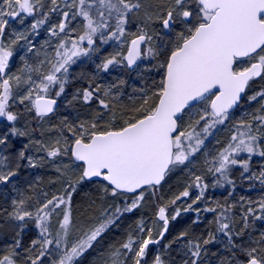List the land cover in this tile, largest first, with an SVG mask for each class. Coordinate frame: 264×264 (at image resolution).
<instances>
[{
  "label": "snow or ice",
  "instance_id": "obj_1",
  "mask_svg": "<svg viewBox=\"0 0 264 264\" xmlns=\"http://www.w3.org/2000/svg\"><path fill=\"white\" fill-rule=\"evenodd\" d=\"M41 32L46 39L38 46ZM112 43L114 50L95 63L93 57ZM14 53H22L18 72L10 70ZM29 53L35 64L26 59ZM85 60L96 74L68 98L70 85L85 79L71 69ZM117 68L142 80L135 99L128 98L130 109L116 107L125 80L98 82L101 73ZM58 101L82 104L89 114L65 116L48 128L55 138L47 141L44 132L34 138L36 129L16 126L22 114L13 110L17 105L44 121ZM245 104L249 109L237 118ZM0 118V191L16 193L10 210L0 208V264H82L123 217L149 197L162 199L159 189L177 169L189 178L184 190L157 204L154 220L141 216L130 226L118 246L105 250L103 264H149L153 247L182 211L197 214L193 224L202 221L201 213L213 214L215 232L190 237L181 231L151 264H170L173 244L179 264H206L208 246L217 243L228 253L219 264H264V231L254 235L256 222L264 224V195L217 200L215 206L205 197L209 188L225 186L232 196L237 180L264 193V0H0ZM225 129L227 142L210 151ZM13 137L29 138L14 154ZM200 157L203 169L196 167ZM45 159L57 173L50 184L60 187L48 191L30 183L29 194L21 192V162L35 169ZM85 182L99 184L102 201L119 203L107 204L95 223L77 229L72 199ZM190 189L198 191L188 202Z\"/></svg>",
  "mask_w": 264,
  "mask_h": 264
},
{
  "label": "rangeland",
  "instance_id": "obj_2",
  "mask_svg": "<svg viewBox=\"0 0 264 264\" xmlns=\"http://www.w3.org/2000/svg\"><path fill=\"white\" fill-rule=\"evenodd\" d=\"M30 21H26V23H29ZM13 28H17L19 29L20 25H18L17 23L12 24ZM131 31H135V28L132 27L130 29ZM131 38V37H129ZM44 39H46V35L41 32V35L39 37L36 38V40L34 42L37 43V45L39 46L40 42H42ZM115 48V43H112L110 46H104L101 51L93 57V60H95V63H99L100 60L108 55L109 53H111ZM22 53H14V56L12 58V61H10V70L11 72H18L20 70V68L22 67V64L19 68H17L15 65L18 63V61L20 62L21 60L19 59V55ZM101 57V59H99ZM26 59H28V62L31 64H35L37 62V57H35L33 54L29 53L26 56ZM17 62V63H16ZM91 61H87L85 60L83 63H78L77 65H74L73 68L71 69L72 73L74 75L79 76V74L84 73L85 74V79H77L75 80L70 86H74L77 87L79 85H86L88 83L87 80V73L90 72V74H96V69L94 66V63H90ZM90 63V64H89ZM116 70H121L120 68H117ZM114 71V70H113ZM133 74H135V76H137L136 72H133ZM93 76V75H92ZM138 78H140L139 76H137ZM123 79V78H122ZM126 83L124 85H122V90L125 93L126 89H127V79L124 78ZM123 79V80H124ZM105 80L103 79L101 76L99 77L98 81H102ZM118 81V80H117ZM114 82H116L114 80ZM70 88V87H69ZM259 88V84H257L256 86H254L253 90H258ZM74 90H72L71 92H69L68 89V93L72 94V92H74ZM249 94H252L251 92ZM123 97H121L120 101L123 100ZM68 98H71V95H68ZM64 102V101H62ZM94 107H92L93 109L96 108V105H93ZM252 109L258 107V105H256L255 103H253L250 106ZM72 108L69 107L66 102L63 103L62 106H60L57 110L56 113L50 115L49 117L45 118L44 121H40L38 118L34 117V113H29L27 111L24 110V108L20 105H17L13 110L14 111H18L21 114L19 120L16 123V126L21 128L22 130H26V131H31L32 129H36L37 130V135L34 136V138H40L38 133L39 132H44V139L45 141L49 140V139H53L55 138L54 136L50 137L48 134V128L51 125H57L60 123V121L65 117V116H69V114L71 115V118L69 120H74L77 116H79L81 119L83 118H87L88 113L80 111V113H77V115L74 114V112H71ZM243 109H249V105L245 104L244 107L239 110L238 112L236 111V117L238 118L241 114V111ZM70 112V113H69ZM0 121H3V118H0ZM3 123H0V131L3 130ZM228 136H229V130L225 129V130H221L218 133H216V137L214 140H212V143L209 144V150L211 151L213 148H219L222 147L224 143L227 142L228 140ZM28 137H13L12 138V143L10 145L9 151L13 152V154L18 151L24 144L28 143ZM216 140H219L220 143L216 144ZM39 155H43V153H38L37 156ZM258 158H254V162L257 160ZM65 163L68 162L67 158H65L64 160ZM57 163H59V161H57ZM196 167L198 169H203L204 168V164H203V157H200L197 161H196ZM197 174H199V171L197 172ZM239 175V171L237 170L236 172H234V176L238 177ZM57 177V173L55 170V167L53 166V164L48 161L47 159H45L42 162V166H38L35 169H31V168H27L24 166V162H21V169L19 172V179H18V187L19 190H22L23 188H28V184L32 183L35 184L37 186V188H44L45 190L48 191H54L56 190V188H59L60 185L57 184L55 186V188L50 184L51 180L56 179ZM181 178H184V181L182 183ZM188 177L187 175L182 172L181 170L177 169L175 170L173 173H171L169 175V178H167L166 182L162 185V187L159 189V194L162 197V199L160 200H154L153 198L149 197L147 199V202L144 204V206L139 209L138 211H136L135 213H137V219H139L141 216H143L145 219H155V210H156V205L157 204H164L166 203L170 198L174 197V195L178 194L179 192L184 190L185 184L186 182H188ZM209 182H211V177L208 178ZM239 180H237L238 182ZM240 182V181H239ZM89 183V182H88ZM93 186L95 187H88L87 189H85V184L79 188L77 190L76 193L73 194V199H72V213H73V218H74V222L76 224L77 229L80 228H84L87 227L90 224H93L96 222V218L100 215V212L102 210V208L104 206H106L107 204H112V203H119V201H113L111 199H108L106 201H102L101 199H99V205L97 206L98 208H95L92 210V213H90L86 207H84L85 205V199L87 197V195L89 193L91 194H96V190L99 193V184L96 182H92ZM177 184V185H175ZM180 184V185H179ZM239 184L237 185L236 188H238ZM10 188H5L3 191H0V199H2V202L4 203V201L8 198L7 196V191H9ZM190 191L192 192V196L191 198L188 200V202H191V199L195 198V195L197 193L198 190L196 189H190ZM228 191H232L230 189L229 186H225V188H209L206 193H205V197H206V202L209 204V206H215L214 202L215 201H219V199L223 198L228 202H232L234 199H239L240 196H246V198H252V199H256L257 197L260 196L259 193H249V192H241V190L235 189L233 191L232 196H228ZM236 191L238 193H236ZM264 195V193H262ZM100 195V193H99ZM237 195V197H236ZM178 205H180V202H177ZM186 206L182 205L181 207ZM199 207L203 208L204 204H200L198 205ZM194 207H196L194 205ZM173 212V206H169L168 209V213L169 216H171ZM194 214L195 216L197 215L195 212L189 211L187 213H184L182 211L181 216L178 217L175 221H171L170 223L173 225L178 224L179 222H181L185 217L189 216L190 214ZM201 216H204L205 218H209L212 219L214 217L213 214L211 213H201ZM128 216H130V214L126 215L125 217L122 218V220L119 222V227L118 228H113L110 230L116 231L120 228H124V226L127 228V226L130 223H127ZM126 222V224H125ZM30 228H32L33 226L30 225ZM159 227V226H157ZM125 229V228H124ZM5 230H7V225H5ZM109 230V231H110ZM129 230V228H127V230L125 229V232H127ZM32 236H34V232H32ZM218 247L217 249L221 250L223 252V258H227L228 257V253L223 249L222 245L220 243H217ZM116 245V244H115ZM117 246V245H116ZM4 247V246H3ZM97 245H94V248H96ZM93 248V249H94ZM110 247H103V250L101 251L99 248L96 249L95 253L92 255V257H90L85 264H102L103 260L102 257L104 255H106V251L107 249H109ZM90 249L89 252L85 253V256L82 257V262L83 260L86 258V256L88 254H90V252L93 250ZM177 249V248H175ZM157 252V247L153 248L151 255H150V259L152 260V257L156 254ZM94 256V257H93ZM237 256L239 259H242L239 257L238 253ZM150 259H149V264L150 263ZM233 264H236V261L233 260Z\"/></svg>",
  "mask_w": 264,
  "mask_h": 264
},
{
  "label": "trees",
  "instance_id": "obj_3",
  "mask_svg": "<svg viewBox=\"0 0 264 264\" xmlns=\"http://www.w3.org/2000/svg\"><path fill=\"white\" fill-rule=\"evenodd\" d=\"M99 59H101V57ZM90 63H92V61ZM21 64H22V62L18 61V63L15 66L17 68H19L21 66ZM87 74H88L87 80L91 79L92 75H94L92 73L90 74V72ZM145 75H147V73H145ZM100 76L103 79H105L102 81H98L101 83H112V82H114V80L117 81V80H120L122 78L123 79L126 78L127 82H128V84H127L128 87L126 89V92L124 93L123 100L120 101L116 105V107H117V109H121V108L130 109L133 107V104L129 101L128 98H129V96H131V97H133V99H135L136 93H135L134 89H138L139 87H141V85H142L141 78H138L137 76H135V74H133V72L128 71L127 69H121V70L114 69V71L110 70L109 74L101 73ZM155 78L158 79L159 77L155 76ZM86 86H87V84L86 85H79L77 87L70 86L69 92H71L74 89L83 88ZM68 95H71V94L68 93ZM63 103L64 102L61 101L60 106H62ZM137 103H138V101H137ZM93 105H95V104H93ZM92 107H94V106H92ZM243 107H244V105L242 106V108ZM71 108H72L71 112H74L75 115H77V113H80V111H83V112H86L89 114V111H90V109L85 108L84 106H82V104H79V103H74L71 106ZM239 110H241V109H237L236 111L238 112ZM70 118H71V115L69 114L68 119H70ZM167 178H169V177H167ZM167 178H166V180H167ZM180 180H181L180 183H182L184 181V178L180 177ZM238 184H239V186H238V188H236L237 191L241 190V192L259 193L260 196L263 195L262 192H260L258 190L250 191L248 189L246 183L238 181L237 185ZM175 185H177V184H175ZM85 187H86L85 189H87L88 187H95V186H93V183L86 182ZM256 187H257V189H259L260 185L257 184ZM20 191L24 192L25 194H29V192H30V190L28 188H23ZM237 191H236V193H238ZM6 193H7L8 198L4 201V203L2 202V199H0V208H8L10 210L11 199L16 195V193H13L11 190L7 191ZM98 197H99V193L97 192V190H96V194L89 193L87 195V197L85 199L84 207H86V209L90 213H92L93 209L98 208L97 206L99 205V202H100ZM236 197H237V195H236ZM234 200H238V198L234 199ZM219 201L221 203H224L226 200L221 198V199H219ZM229 203H231V202H229ZM238 210L239 209L237 208L236 211H238ZM193 218H195V215L192 213L189 216L185 217L181 222H179L176 225H173L170 223L169 232L166 234L164 240L161 241L160 245L155 246V247H157V250L160 251L161 253H164L165 250H164L163 246L165 244L169 243L170 241H172L173 238L176 237L181 231H188L190 237H197V236H201V235L207 236L210 231L215 232V225L209 223V221L214 220V217L212 219H209V218H205L204 216H202V221L199 224H193L192 223ZM128 219L129 220L127 221V223H130V224L127 226V228H130V226H134L135 222L138 220L137 219V213L130 214V216H128ZM125 224H126V222H125ZM124 228L127 230V228L125 226H124ZM124 228L122 227L116 231H113V230L108 231L105 234L103 240L99 244H97V247L94 248L90 252V254H88L86 256V258L83 260L82 264H85L86 261L90 257H92V255L95 253L96 249L99 248L102 251L103 247L105 248V247H111V246H116V245L118 246L119 243L125 239L127 232H125ZM255 229H256V231L254 232V235L258 234L259 231H264V224L257 221L255 224ZM28 235L32 236V232H29ZM3 246H4V243L0 242V248H3ZM155 247H153V248H155ZM217 247H218V244H211L208 246V256L206 258V264H219V261L223 258V256H222L223 252L221 250L217 249ZM175 248H177V245L173 244L172 245V251L167 256V259L169 260L170 264H179V261H180V257L177 256ZM150 255H151V253H150ZM150 255H149L148 260L150 259ZM238 255L240 258L243 259V257L239 253H238ZM150 263H151V259H150Z\"/></svg>",
  "mask_w": 264,
  "mask_h": 264
},
{
  "label": "water",
  "instance_id": "obj_4",
  "mask_svg": "<svg viewBox=\"0 0 264 264\" xmlns=\"http://www.w3.org/2000/svg\"><path fill=\"white\" fill-rule=\"evenodd\" d=\"M58 103L60 104V101H58ZM49 115H51V114H49ZM169 227H170V224H169Z\"/></svg>",
  "mask_w": 264,
  "mask_h": 264
}]
</instances>
